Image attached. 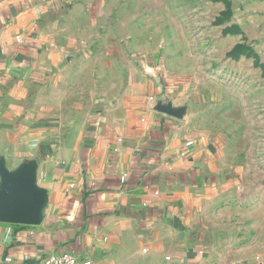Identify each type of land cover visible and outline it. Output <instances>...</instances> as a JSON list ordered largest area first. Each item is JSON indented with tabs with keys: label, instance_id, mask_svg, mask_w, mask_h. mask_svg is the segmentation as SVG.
Returning a JSON list of instances; mask_svg holds the SVG:
<instances>
[{
	"label": "crops",
	"instance_id": "1",
	"mask_svg": "<svg viewBox=\"0 0 264 264\" xmlns=\"http://www.w3.org/2000/svg\"><path fill=\"white\" fill-rule=\"evenodd\" d=\"M262 9L241 26L264 50ZM121 18L111 0H0V156L36 160L49 195L40 225L0 223V264H256L200 245L209 146L150 100L184 105Z\"/></svg>",
	"mask_w": 264,
	"mask_h": 264
},
{
	"label": "rangeland",
	"instance_id": "2",
	"mask_svg": "<svg viewBox=\"0 0 264 264\" xmlns=\"http://www.w3.org/2000/svg\"><path fill=\"white\" fill-rule=\"evenodd\" d=\"M263 3L111 0L122 27L151 50L144 60L158 56L169 70L184 103L175 110L209 146L200 245L206 254L256 264L264 258V50L241 22L248 10L262 17Z\"/></svg>",
	"mask_w": 264,
	"mask_h": 264
},
{
	"label": "water",
	"instance_id": "3",
	"mask_svg": "<svg viewBox=\"0 0 264 264\" xmlns=\"http://www.w3.org/2000/svg\"><path fill=\"white\" fill-rule=\"evenodd\" d=\"M157 110L180 118L181 110L167 104H158ZM38 162L23 163L11 171L0 156V223L26 226L40 225L49 204L48 191L38 184Z\"/></svg>",
	"mask_w": 264,
	"mask_h": 264
},
{
	"label": "built area",
	"instance_id": "4",
	"mask_svg": "<svg viewBox=\"0 0 264 264\" xmlns=\"http://www.w3.org/2000/svg\"><path fill=\"white\" fill-rule=\"evenodd\" d=\"M151 101L157 102L158 104H166L164 100H156L155 98H150ZM203 255L204 252H199ZM168 261H172V257L166 258ZM35 264H91L90 261H80L79 258L71 252H52L42 258Z\"/></svg>",
	"mask_w": 264,
	"mask_h": 264
}]
</instances>
